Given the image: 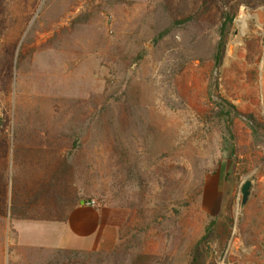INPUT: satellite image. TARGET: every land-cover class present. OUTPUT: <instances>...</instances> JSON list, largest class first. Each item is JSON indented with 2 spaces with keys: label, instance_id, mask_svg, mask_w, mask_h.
Returning <instances> with one entry per match:
<instances>
[{
  "label": "rangeland",
  "instance_id": "1",
  "mask_svg": "<svg viewBox=\"0 0 264 264\" xmlns=\"http://www.w3.org/2000/svg\"><path fill=\"white\" fill-rule=\"evenodd\" d=\"M68 194L63 263L264 264V0H0V264Z\"/></svg>",
  "mask_w": 264,
  "mask_h": 264
},
{
  "label": "crops",
  "instance_id": "2",
  "mask_svg": "<svg viewBox=\"0 0 264 264\" xmlns=\"http://www.w3.org/2000/svg\"><path fill=\"white\" fill-rule=\"evenodd\" d=\"M32 158L34 160V156ZM55 158L57 161L59 156ZM29 178L30 176L27 175L26 179ZM50 184L52 187H58L57 181L53 184L50 181ZM71 184L73 183L71 182ZM67 199V207L63 215L36 223L45 227L44 232H30L34 224L33 221L24 219L18 221L17 233L12 235L9 240L13 249L6 257L4 264H71L66 260L63 263L59 260L60 256L67 254L65 258H71L76 254L77 258H82V253L98 250L103 243H107L113 238V235H108L106 232L115 231L117 224L99 219L95 209L83 204L84 199H79L75 204L70 201L69 194ZM26 251H43V256L37 258L28 256L31 257L29 259L25 255Z\"/></svg>",
  "mask_w": 264,
  "mask_h": 264
},
{
  "label": "trees",
  "instance_id": "3",
  "mask_svg": "<svg viewBox=\"0 0 264 264\" xmlns=\"http://www.w3.org/2000/svg\"><path fill=\"white\" fill-rule=\"evenodd\" d=\"M223 48H224V42L223 41H220V43L218 44L217 46V51H216V54H215V59L218 61L221 57V54H222V51H223ZM209 228L206 229V233H205V236L203 237L206 238L208 237V234H209Z\"/></svg>",
  "mask_w": 264,
  "mask_h": 264
},
{
  "label": "water",
  "instance_id": "4",
  "mask_svg": "<svg viewBox=\"0 0 264 264\" xmlns=\"http://www.w3.org/2000/svg\"><path fill=\"white\" fill-rule=\"evenodd\" d=\"M249 186H250V181L249 180H246L242 187H241V191H242V202L245 201L247 195L249 194Z\"/></svg>",
  "mask_w": 264,
  "mask_h": 264
},
{
  "label": "built area",
  "instance_id": "5",
  "mask_svg": "<svg viewBox=\"0 0 264 264\" xmlns=\"http://www.w3.org/2000/svg\"><path fill=\"white\" fill-rule=\"evenodd\" d=\"M82 202H83V204H86V205H94L95 204V201L93 199L83 200Z\"/></svg>",
  "mask_w": 264,
  "mask_h": 264
},
{
  "label": "bare ground",
  "instance_id": "6",
  "mask_svg": "<svg viewBox=\"0 0 264 264\" xmlns=\"http://www.w3.org/2000/svg\"><path fill=\"white\" fill-rule=\"evenodd\" d=\"M243 21H244V20L241 21V24H242V25H244V22H243Z\"/></svg>",
  "mask_w": 264,
  "mask_h": 264
}]
</instances>
